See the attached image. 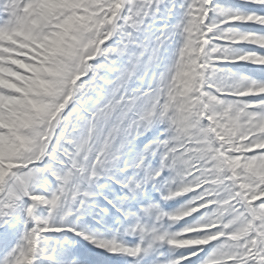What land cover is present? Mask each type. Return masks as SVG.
Listing matches in <instances>:
<instances>
[{
    "label": "snow or ice",
    "instance_id": "1",
    "mask_svg": "<svg viewBox=\"0 0 264 264\" xmlns=\"http://www.w3.org/2000/svg\"><path fill=\"white\" fill-rule=\"evenodd\" d=\"M0 264H264V0H0Z\"/></svg>",
    "mask_w": 264,
    "mask_h": 264
}]
</instances>
